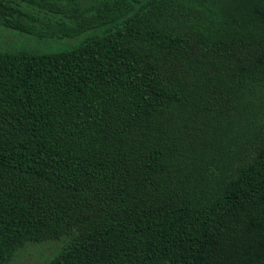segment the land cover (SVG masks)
Returning a JSON list of instances; mask_svg holds the SVG:
<instances>
[{
  "label": "trees",
  "instance_id": "16d2710c",
  "mask_svg": "<svg viewBox=\"0 0 264 264\" xmlns=\"http://www.w3.org/2000/svg\"><path fill=\"white\" fill-rule=\"evenodd\" d=\"M75 37L0 51V264H264V0H0Z\"/></svg>",
  "mask_w": 264,
  "mask_h": 264
},
{
  "label": "rangeland",
  "instance_id": "374dc122",
  "mask_svg": "<svg viewBox=\"0 0 264 264\" xmlns=\"http://www.w3.org/2000/svg\"><path fill=\"white\" fill-rule=\"evenodd\" d=\"M107 27L91 29L75 37L41 38L34 34L0 24V51L28 50L49 53L73 49L89 36L101 34ZM61 240H45L26 244L7 264H48L61 250Z\"/></svg>",
  "mask_w": 264,
  "mask_h": 264
}]
</instances>
